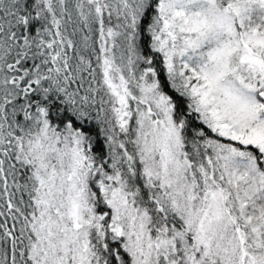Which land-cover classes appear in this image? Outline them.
<instances>
[{
    "label": "snow or ice",
    "instance_id": "obj_1",
    "mask_svg": "<svg viewBox=\"0 0 264 264\" xmlns=\"http://www.w3.org/2000/svg\"><path fill=\"white\" fill-rule=\"evenodd\" d=\"M0 264H264V0H0Z\"/></svg>",
    "mask_w": 264,
    "mask_h": 264
}]
</instances>
